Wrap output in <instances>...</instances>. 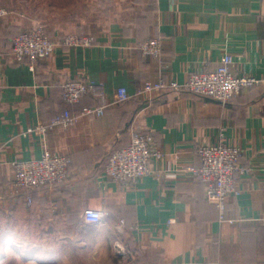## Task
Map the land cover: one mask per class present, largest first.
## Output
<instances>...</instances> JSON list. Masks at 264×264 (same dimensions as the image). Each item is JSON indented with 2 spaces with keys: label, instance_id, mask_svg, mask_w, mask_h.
<instances>
[{
  "label": "crops",
  "instance_id": "1",
  "mask_svg": "<svg viewBox=\"0 0 264 264\" xmlns=\"http://www.w3.org/2000/svg\"><path fill=\"white\" fill-rule=\"evenodd\" d=\"M0 5L9 11L0 18L2 256L21 231L19 219H25L60 235V248L46 244L48 259L72 254L93 260L84 264H264V83L226 104L185 88L135 95L147 80L184 84L192 71L214 69L226 54L234 59L236 75L264 79V0H0ZM38 24L57 45L31 69L28 60L13 57L11 43ZM74 33L91 35L94 43L59 44ZM150 38L161 40L158 57L139 47ZM71 79L98 83L105 95L66 103L62 88ZM120 87L132 96L123 103L115 101ZM102 104H108L102 115L84 113ZM67 109L79 114L77 123L51 129L47 144L72 158L70 175L60 185L36 189L29 202L12 186L11 163L39 158L42 142L26 130ZM133 130L150 132L164 156L152 161V175L122 185L104 174V166L114 149L129 144ZM222 133L242 149L244 167L224 221L188 169L200 162L198 148L217 143ZM87 209L101 211L102 221H86ZM121 220L123 232L116 229ZM116 241L125 254L116 253Z\"/></svg>",
  "mask_w": 264,
  "mask_h": 264
},
{
  "label": "built area",
  "instance_id": "2",
  "mask_svg": "<svg viewBox=\"0 0 264 264\" xmlns=\"http://www.w3.org/2000/svg\"><path fill=\"white\" fill-rule=\"evenodd\" d=\"M9 11L0 5V18ZM94 43L91 35L67 34L59 44L64 47H89ZM57 42L54 41L42 24L35 25L15 35L11 43V53L18 61L28 60L31 69L44 59H47L55 50ZM140 49L146 56L158 57L162 51L159 38H150L140 43ZM234 59L230 54L224 55L222 63L211 70L198 69L190 73L187 81L180 84L176 81L147 80L135 92L136 96L152 91L185 88L198 95H205L229 103L244 89L264 83V79L252 75L238 76L233 71ZM101 97L105 95L102 85L84 79H71L63 84L62 98L66 103H77L82 97ZM132 96L127 89L120 87L115 95L117 103H123ZM108 104L95 108H88L84 113L102 115ZM79 114H74L68 109L48 121H39L26 130L27 135H37L43 145V152L37 159L16 158L12 161L13 180L12 186L17 191H24L27 200L32 201L33 192L41 187H55L66 181L70 175L72 158L68 154L56 152L47 144L48 133L56 126L69 127L77 123ZM199 164L188 165L194 179L205 187L207 199L214 203L219 212V220L227 219V199L230 195L239 193L238 174L244 170L240 162L242 149L228 143L221 134L217 143L201 145L198 150ZM164 153L159 149L150 132L133 130L127 146L114 149L109 155L104 167V174L122 185H135L143 177L152 175L155 171L151 168L152 161L163 158ZM84 218L91 223H100L103 214L99 210L87 209ZM233 222L232 219H228ZM125 222L120 221L116 229L123 232ZM117 254H125L126 248L120 242H115Z\"/></svg>",
  "mask_w": 264,
  "mask_h": 264
},
{
  "label": "rangeland",
  "instance_id": "3",
  "mask_svg": "<svg viewBox=\"0 0 264 264\" xmlns=\"http://www.w3.org/2000/svg\"><path fill=\"white\" fill-rule=\"evenodd\" d=\"M19 222L21 223L20 230L22 232L11 236L9 247L4 252L5 255L2 256V250L0 249V264H84L83 261H93L72 254L67 257L48 259L52 252L46 249L48 246L46 244L51 242L54 245L57 244V247L60 248V244L57 243L60 235L53 233L44 235L43 233H39L40 227H32L33 224H29V220L24 219L22 221L19 219ZM2 241L0 237V246L2 245ZM40 245L42 247L40 251L41 255L38 254Z\"/></svg>",
  "mask_w": 264,
  "mask_h": 264
},
{
  "label": "trees",
  "instance_id": "4",
  "mask_svg": "<svg viewBox=\"0 0 264 264\" xmlns=\"http://www.w3.org/2000/svg\"><path fill=\"white\" fill-rule=\"evenodd\" d=\"M108 160V159H107ZM107 163V162H106ZM106 165V164H105ZM105 167V166H104ZM10 220L12 221L13 220V222L16 224V220L15 219H13V218H10ZM30 223L29 224H33V222H31V221H29ZM40 227V232L39 233H43L44 235H47L48 233H45V228H42L40 225L38 226V228ZM42 228V229H41ZM20 232H22V231H20ZM29 233H31V232H29ZM1 237V236H0ZM43 238V237H42ZM1 239H2V237H1ZM3 242V241H2Z\"/></svg>",
  "mask_w": 264,
  "mask_h": 264
}]
</instances>
